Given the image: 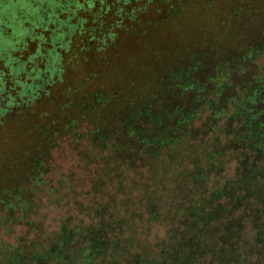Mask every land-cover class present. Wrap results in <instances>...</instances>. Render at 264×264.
Listing matches in <instances>:
<instances>
[{
    "label": "rangeland",
    "instance_id": "rangeland-1",
    "mask_svg": "<svg viewBox=\"0 0 264 264\" xmlns=\"http://www.w3.org/2000/svg\"><path fill=\"white\" fill-rule=\"evenodd\" d=\"M189 3L178 17L162 19V14L155 13L151 22L140 16L131 31L116 26L119 50H107L103 56L148 75L151 72L143 70L145 66L163 63L168 64L160 67L167 77L177 72L173 82L180 85L181 80L187 93L181 91L189 105L186 109H192L185 117L186 126L199 135L192 140V149L191 141L177 143L170 159L168 144L157 162L129 168L104 159L96 161L100 152L89 145L88 137L70 143L71 138L63 136L52 151V183L41 184L33 206L0 213V264H83L81 238L89 234L87 228L101 222L106 226L108 245L103 260L97 257L96 264L115 259L121 264H138L133 261L136 255L145 260L143 263L155 259L153 264H264V115L256 111L257 94L241 90L244 77L262 73L257 80L264 93V0ZM5 7L6 12L1 10L0 38H6L2 31L9 7ZM42 7L51 11L53 0H44ZM17 10L28 13L33 9ZM66 17L64 12L57 19ZM114 22L116 16L108 21ZM53 28L51 24L47 30L35 29L25 37L30 41L27 51H8L0 45V53L8 51L13 60L0 59V70L9 71L12 65L17 66V59L26 60L36 51L38 42L29 39L35 34L56 38ZM6 33L12 30L6 29ZM72 38L76 43L80 37ZM253 47H260L261 53L253 55ZM251 56L253 63L248 61ZM98 57L92 56L77 68H100ZM79 60V56L74 59ZM193 63L197 66L192 67ZM72 71L70 66L68 72ZM122 77L131 78V74ZM10 86H6L7 91L18 96L20 89ZM47 89L45 86L36 101H44ZM181 93L178 96L182 97ZM7 97L0 98V109L7 111L0 121V189L12 181L15 170L9 163L16 160L20 164L33 140L24 132L30 118L15 105L9 106ZM217 151L221 154L214 155ZM164 157L170 162H160ZM247 167H256L262 179L241 181ZM58 185L60 188L54 190ZM211 198L216 199L212 206L220 204L225 209L216 211L214 219L205 216L212 211L204 200ZM195 209H199L197 213ZM63 227L75 231L78 244L66 248L64 238L57 242ZM170 249H183L190 254L189 262L182 261L187 258L183 255L169 256ZM46 250L52 254L47 255Z\"/></svg>",
    "mask_w": 264,
    "mask_h": 264
},
{
    "label": "trees",
    "instance_id": "trees-1",
    "mask_svg": "<svg viewBox=\"0 0 264 264\" xmlns=\"http://www.w3.org/2000/svg\"><path fill=\"white\" fill-rule=\"evenodd\" d=\"M43 2L44 0H0V19L4 15L1 10L4 9L6 12L5 6L9 7L2 31L6 38H0V45H5L8 51L14 48L27 51L30 41L25 37L31 36L35 29L47 30L53 24L54 28L51 32L56 36V38L52 36L38 38V34H35V38L29 39L38 42L36 51L26 60L17 59V63H14L17 66L12 65L9 71L0 70V98L7 97L8 84L12 85L9 89L17 87L20 89L17 92L18 96H12L8 92L7 104L15 105L28 116L27 118H30L24 126V132L33 139L31 146L20 157V164H16V160L9 163L15 172L12 181L0 189V213L6 211L10 214L25 206L34 205L33 201L41 184L52 183L54 172L52 151L63 136L71 138L70 143H80L88 137L89 145L100 152L96 161L104 159L118 166L127 165L129 168L157 162L161 156L160 151L168 144L170 146L167 147V153L169 158L173 159V153L178 147L177 143L191 141L189 143L191 150L194 146L192 140L199 137L198 132H192L186 126L185 117L192 109H186L189 106L184 103L187 93L183 91L185 89L181 80H179L180 85L173 82L177 72L167 77L168 73L160 68L161 65L167 67V63L156 67L145 66L143 70L151 72L148 75L140 69L131 70L115 62L111 63L103 56L107 50H119L118 45L115 44L116 26L131 31L132 23L137 22L140 16H146L147 22L154 19L155 13L162 14V19L181 16L187 11L190 0H53L51 11L42 7ZM18 7L33 10L22 13L23 11L18 12ZM64 12L67 15L66 19L58 20L59 14ZM171 12L173 14H170ZM114 16L116 22L109 24L108 21ZM8 28L12 30L11 34L6 33ZM75 35L80 37L77 38L76 43L72 38ZM251 49H254L253 55L261 53L260 47ZM8 51L5 55L2 54L3 52L0 53V59L8 58L9 62H13L9 58ZM94 54L99 56L101 69L84 66L77 68L81 62L84 65L88 63L90 58L95 56ZM66 55L69 57L66 58ZM78 56L82 60L75 62L74 59ZM131 60L134 61L133 58L128 59ZM248 61L255 62L254 57ZM110 65L114 66L110 67ZM192 65V67L197 66L194 63ZM70 66L75 71L68 72ZM129 74H131L130 79L127 77L122 79V75L129 76ZM260 74L262 73L244 77L241 90L244 93L257 94L256 111L264 115V93L260 89L261 86H258L257 80ZM100 75L102 80L104 79L103 84L98 83ZM28 80L32 85L28 84ZM45 86L48 89L44 101H36ZM179 93L182 97L178 96ZM181 98H183L182 102L179 101ZM6 114L7 111L0 109V121ZM78 129L83 131L80 132ZM202 141L204 142L203 138ZM216 154L220 155L221 151H217L214 155ZM170 159L164 157L160 162H170ZM247 168L248 171L244 172L241 181L251 182L262 179L256 167H252L251 170ZM189 173L191 175L193 171ZM53 188L56 190L60 187L58 185ZM215 201V198L204 200L207 206L211 205L212 212L205 215L208 219H214L216 211L225 210L220 204L212 206ZM197 210L199 209H195V213L198 212ZM202 214L199 213L200 216ZM65 228L57 233V236L59 235L57 242L64 238L63 242L67 243L66 248H69L70 245H76L77 240H74L75 231ZM87 229L90 232L81 238L79 249L83 253V264H96L95 259L99 257L103 260L102 257L107 249L106 226L101 222L97 227ZM45 252L47 255L49 252L52 254L49 250ZM168 252L169 256L174 254L186 256L187 258L182 261L189 262L190 254L183 252V249L176 251L170 249ZM66 253L65 251L64 254ZM136 256L133 261L138 264H153L155 261L153 259L143 263L145 260H140L139 255ZM104 264L121 263L115 259L112 263Z\"/></svg>",
    "mask_w": 264,
    "mask_h": 264
}]
</instances>
